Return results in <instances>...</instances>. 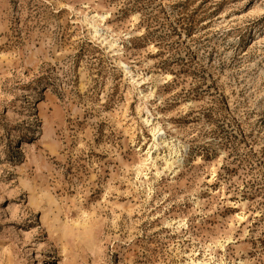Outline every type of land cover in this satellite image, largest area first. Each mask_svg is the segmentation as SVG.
Masks as SVG:
<instances>
[{
	"label": "rangeland",
	"instance_id": "1",
	"mask_svg": "<svg viewBox=\"0 0 264 264\" xmlns=\"http://www.w3.org/2000/svg\"><path fill=\"white\" fill-rule=\"evenodd\" d=\"M0 264H264V0H0Z\"/></svg>",
	"mask_w": 264,
	"mask_h": 264
},
{
	"label": "bare ground",
	"instance_id": "2",
	"mask_svg": "<svg viewBox=\"0 0 264 264\" xmlns=\"http://www.w3.org/2000/svg\"><path fill=\"white\" fill-rule=\"evenodd\" d=\"M93 25V24H92ZM92 27H94V26H92ZM96 27V26H95ZM147 120V119H146ZM173 147H175V145H173Z\"/></svg>",
	"mask_w": 264,
	"mask_h": 264
}]
</instances>
